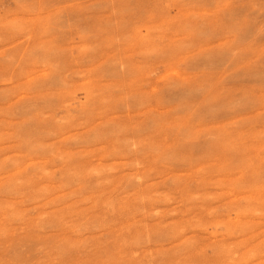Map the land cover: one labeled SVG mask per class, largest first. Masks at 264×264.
I'll return each instance as SVG.
<instances>
[{"label":"rangeland","instance_id":"1","mask_svg":"<svg viewBox=\"0 0 264 264\" xmlns=\"http://www.w3.org/2000/svg\"><path fill=\"white\" fill-rule=\"evenodd\" d=\"M0 264H264V0H0Z\"/></svg>","mask_w":264,"mask_h":264},{"label":"bare ground","instance_id":"2","mask_svg":"<svg viewBox=\"0 0 264 264\" xmlns=\"http://www.w3.org/2000/svg\"><path fill=\"white\" fill-rule=\"evenodd\" d=\"M124 70V69H123ZM41 84V83H40ZM39 87V86H38ZM36 88V87H35ZM42 89V88H41ZM59 100V99H58ZM27 101V100H26ZM37 101V100H36ZM55 102V101H54ZM148 103V102H147ZM46 104V102H45ZM55 105V104H54ZM51 106V105H50ZM217 106V105H216ZM39 109V108H38ZM50 109V108H49ZM46 111V110H45ZM36 112V111H35ZM17 113V112H16ZM28 113V112H27ZM34 115V114H33ZM24 117V116H23ZM17 118V117H16ZM63 123V122H62ZM50 128V127H49ZM35 129V128H34ZM49 130V129H48ZM148 130V129H147ZM35 131V130H34ZM29 133V131H27ZM18 135V134H17ZM58 137V136H57ZM33 139V138H32ZM28 147V146H27ZM19 155V154H18ZM48 159V158H47ZM108 181V180H107ZM56 184V183H55Z\"/></svg>","mask_w":264,"mask_h":264}]
</instances>
